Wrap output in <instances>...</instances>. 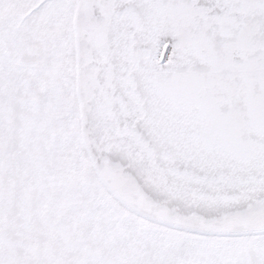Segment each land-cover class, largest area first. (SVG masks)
Wrapping results in <instances>:
<instances>
[{
    "label": "snow or ice",
    "instance_id": "1",
    "mask_svg": "<svg viewBox=\"0 0 264 264\" xmlns=\"http://www.w3.org/2000/svg\"><path fill=\"white\" fill-rule=\"evenodd\" d=\"M0 264H264V0H0Z\"/></svg>",
    "mask_w": 264,
    "mask_h": 264
}]
</instances>
